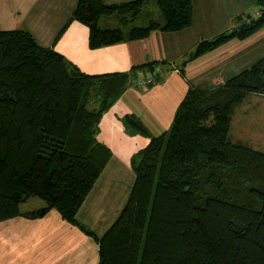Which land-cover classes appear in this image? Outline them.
<instances>
[{
  "label": "trees",
  "instance_id": "1",
  "mask_svg": "<svg viewBox=\"0 0 264 264\" xmlns=\"http://www.w3.org/2000/svg\"><path fill=\"white\" fill-rule=\"evenodd\" d=\"M156 2L164 22L137 26L130 24L145 0H78L55 42L74 21L88 27L94 49L192 25L193 0ZM113 14L129 30L99 25ZM263 27L264 9L202 40L184 63ZM137 69L88 74L30 31L0 26V222L56 209L98 241L99 264H264V150L231 135L237 109L250 94L264 93V56L213 89L190 87L161 135H151L135 114L121 117L131 133L150 138L131 159L129 200L102 237L77 220L112 156L98 137L100 123L139 78ZM31 197L46 206L22 211Z\"/></svg>",
  "mask_w": 264,
  "mask_h": 264
},
{
  "label": "crops",
  "instance_id": "2",
  "mask_svg": "<svg viewBox=\"0 0 264 264\" xmlns=\"http://www.w3.org/2000/svg\"><path fill=\"white\" fill-rule=\"evenodd\" d=\"M78 0H0L3 29H25L43 46H53L67 60L88 74L127 72L138 67L139 76L156 72L152 85L135 83L128 88L100 123L99 139L112 151V156L77 213V220L97 237L113 225L127 204L136 180L131 159L145 147L150 138L131 133L123 117L135 114L151 135L168 131L176 110L190 87L213 89L228 78L251 67L264 56V28L245 39H232L202 56L184 63L197 45L205 39L239 28L254 14L257 0H193L192 25L175 32L154 30L141 40L125 39L117 44L91 48L89 29L81 22L68 25ZM121 4L133 0H105ZM142 12L143 24L160 18L159 13ZM155 7V6H154ZM156 10V8H155ZM159 22H164L159 19ZM103 28L120 27L118 14L102 16ZM130 25L125 27L130 28ZM144 26V25H138ZM124 27V28H125ZM155 62L154 66L147 65ZM102 122V121H101ZM22 211L46 206L45 200L31 197ZM99 243L79 226L63 219L56 210L43 217L24 215L0 222V264H99Z\"/></svg>",
  "mask_w": 264,
  "mask_h": 264
},
{
  "label": "rangeland",
  "instance_id": "3",
  "mask_svg": "<svg viewBox=\"0 0 264 264\" xmlns=\"http://www.w3.org/2000/svg\"><path fill=\"white\" fill-rule=\"evenodd\" d=\"M154 6L153 4H148L146 7V12H150L152 15H155L158 12L160 18H157V16H153V17H156L155 18L156 21H160L159 19L164 21V17L157 5V2L155 3ZM0 14L1 15L3 14V10L1 7H0ZM144 18L145 17H142L138 22L135 23V25L137 26L145 25L143 24ZM242 23H244V21H242ZM120 27H122L123 30L125 31L128 30L127 27L124 28V24L122 23H120ZM260 30H258L257 32H259ZM104 122L102 120L101 123ZM133 133L134 131H132V134ZM138 134H140V137H142L143 135L142 133H138ZM231 135L235 140L241 139L243 141L248 142L252 147L256 149L264 150V93L250 94L245 99V102L241 105V107L237 109L232 121ZM146 138L148 139V136H145V139ZM23 204L24 203L21 204V209L24 208Z\"/></svg>",
  "mask_w": 264,
  "mask_h": 264
},
{
  "label": "built area",
  "instance_id": "4",
  "mask_svg": "<svg viewBox=\"0 0 264 264\" xmlns=\"http://www.w3.org/2000/svg\"><path fill=\"white\" fill-rule=\"evenodd\" d=\"M262 9H264V6H261L254 14L250 15L247 18V21H250L251 19L260 16ZM156 79H157L156 72H152L147 76H139V78L135 81V84L140 86H148L153 84L156 81Z\"/></svg>",
  "mask_w": 264,
  "mask_h": 264
}]
</instances>
